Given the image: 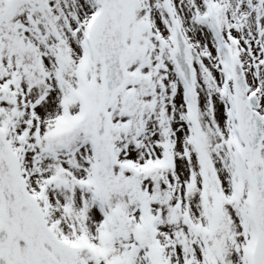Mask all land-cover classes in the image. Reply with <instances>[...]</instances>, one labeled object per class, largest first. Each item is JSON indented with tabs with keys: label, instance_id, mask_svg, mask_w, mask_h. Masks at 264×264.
Instances as JSON below:
<instances>
[{
	"label": "snow or ice",
	"instance_id": "1",
	"mask_svg": "<svg viewBox=\"0 0 264 264\" xmlns=\"http://www.w3.org/2000/svg\"><path fill=\"white\" fill-rule=\"evenodd\" d=\"M0 264H264V0H0Z\"/></svg>",
	"mask_w": 264,
	"mask_h": 264
}]
</instances>
